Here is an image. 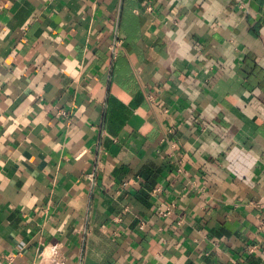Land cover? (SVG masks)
I'll return each mask as SVG.
<instances>
[{
  "label": "crops",
  "instance_id": "crops-1",
  "mask_svg": "<svg viewBox=\"0 0 264 264\" xmlns=\"http://www.w3.org/2000/svg\"><path fill=\"white\" fill-rule=\"evenodd\" d=\"M0 264H264V0H0Z\"/></svg>",
  "mask_w": 264,
  "mask_h": 264
},
{
  "label": "built area",
  "instance_id": "built-area-1",
  "mask_svg": "<svg viewBox=\"0 0 264 264\" xmlns=\"http://www.w3.org/2000/svg\"><path fill=\"white\" fill-rule=\"evenodd\" d=\"M59 113L62 114V115H66V111H63V110L60 111ZM141 226H143V225L141 224Z\"/></svg>",
  "mask_w": 264,
  "mask_h": 264
}]
</instances>
